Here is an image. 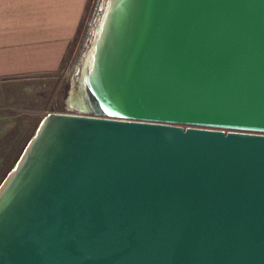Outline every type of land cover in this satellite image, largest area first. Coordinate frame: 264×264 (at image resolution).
Here are the masks:
<instances>
[{"label":"water","instance_id":"95a60500","mask_svg":"<svg viewBox=\"0 0 264 264\" xmlns=\"http://www.w3.org/2000/svg\"><path fill=\"white\" fill-rule=\"evenodd\" d=\"M86 82L0 181V264H264V0L111 1Z\"/></svg>","mask_w":264,"mask_h":264},{"label":"rangeland","instance_id":"374dc122","mask_svg":"<svg viewBox=\"0 0 264 264\" xmlns=\"http://www.w3.org/2000/svg\"><path fill=\"white\" fill-rule=\"evenodd\" d=\"M106 1L86 0L76 34L56 68L33 75H21L14 79V85L3 82L6 91L13 90L14 96L9 93L0 95V181L12 167L13 161H16L44 114L51 111L87 112L75 106L81 98L76 93L80 81L82 83V66L91 48L90 41L96 36L108 6L109 0ZM4 90L0 89V93Z\"/></svg>","mask_w":264,"mask_h":264},{"label":"crops","instance_id":"0c3cea01","mask_svg":"<svg viewBox=\"0 0 264 264\" xmlns=\"http://www.w3.org/2000/svg\"><path fill=\"white\" fill-rule=\"evenodd\" d=\"M86 0H0V89L51 71L76 34ZM18 84V83H16ZM11 94L6 89L0 93Z\"/></svg>","mask_w":264,"mask_h":264},{"label":"bare ground","instance_id":"6f19581e","mask_svg":"<svg viewBox=\"0 0 264 264\" xmlns=\"http://www.w3.org/2000/svg\"><path fill=\"white\" fill-rule=\"evenodd\" d=\"M107 1H106V3H107ZM111 1H114V0H109L106 12H105L103 19H102V22H101V25L99 24V26L96 30V36L94 37L93 41H92V39L90 41L89 45H91V48L87 52L85 59H84V62H83V66H82L83 67V73H82V77H81L82 83H81L80 78H79V81H80L79 90L76 93V94L79 93L81 95V98L79 99L77 105L75 104V106L81 107V108L86 109L87 111H90V112L96 111V108L91 101L89 90H88V85H87L86 81H87V76H88V73L90 71L91 64H92L94 46H95V44H96V42H97V40H98V38L102 32L103 22L106 18V15H107V12L109 10V6H110ZM81 70H82V68H81Z\"/></svg>","mask_w":264,"mask_h":264},{"label":"built area","instance_id":"2783aa9c","mask_svg":"<svg viewBox=\"0 0 264 264\" xmlns=\"http://www.w3.org/2000/svg\"><path fill=\"white\" fill-rule=\"evenodd\" d=\"M85 113H87V112H85Z\"/></svg>","mask_w":264,"mask_h":264}]
</instances>
